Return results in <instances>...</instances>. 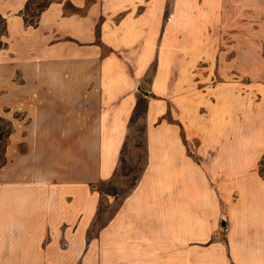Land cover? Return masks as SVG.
I'll use <instances>...</instances> for the list:
<instances>
[{
    "label": "crops",
    "instance_id": "obj_1",
    "mask_svg": "<svg viewBox=\"0 0 264 264\" xmlns=\"http://www.w3.org/2000/svg\"><path fill=\"white\" fill-rule=\"evenodd\" d=\"M28 1L0 0V116L14 125L0 163V264H264V173L241 159L235 184L223 183L166 140L163 63L139 118L146 166L102 212L98 184L121 163L141 90L118 49L148 31L141 5L166 0H52L35 23ZM153 22L165 29L162 10Z\"/></svg>",
    "mask_w": 264,
    "mask_h": 264
},
{
    "label": "rangeland",
    "instance_id": "obj_2",
    "mask_svg": "<svg viewBox=\"0 0 264 264\" xmlns=\"http://www.w3.org/2000/svg\"><path fill=\"white\" fill-rule=\"evenodd\" d=\"M50 1L29 0L24 18L36 21ZM160 10L164 30L154 28ZM141 11L152 20L142 23L148 31L135 39L131 49H118L128 70L138 75L139 109H144L141 99H148L163 63L166 118L171 126L166 140L185 143L186 152L197 160L201 173L218 177L223 183L228 180L235 184L241 159L257 162L256 169L264 173V0H166L158 7L148 1L141 5ZM5 30L6 19L0 16V43ZM120 34L122 40L125 34ZM102 42L105 47L116 46ZM150 47H158L163 53H140ZM12 115L22 120L24 112L17 109ZM131 123L133 134L124 160L112 179L98 184L106 214L110 207L107 194L127 193L146 166L145 124L138 118ZM13 128L12 119L0 116V163L6 161L5 147ZM91 141L94 138L88 136L86 146ZM25 143L21 138L22 150ZM92 160L93 150L86 147V171Z\"/></svg>",
    "mask_w": 264,
    "mask_h": 264
},
{
    "label": "trees",
    "instance_id": "obj_3",
    "mask_svg": "<svg viewBox=\"0 0 264 264\" xmlns=\"http://www.w3.org/2000/svg\"><path fill=\"white\" fill-rule=\"evenodd\" d=\"M26 6H27V5H26ZM25 8H26V7H25ZM23 13H25L24 10H23ZM25 20H26V19H25ZM26 22H29V23H35L36 21H29V20H26ZM141 100H143V101L145 102V107H144L143 110H140V109H139V103H137L136 108H135V111H134V114H133L131 120H134V119H136V118L139 119L140 117H142V116L144 115V113H145V111H146V108H147V100H145V98H142ZM140 137H142V135H140ZM127 144H128V142H126V144H125V146H124L121 161L124 160L123 155H124V152H125V150H126ZM136 145H138L137 142H136ZM138 146H139V145H138ZM146 161H147V155H146ZM144 168H145V167H144ZM144 168H143V170H144ZM117 170H118V169H117ZM116 172H117V171H116ZM142 172H143V171H142ZM140 175H141V174H140ZM140 175L138 176V178L140 177ZM138 178H137V180H138ZM137 180H136V182H137ZM136 182H135V184H136ZM135 184H134V185H135ZM134 185H133V186H134ZM127 192H128V191H127Z\"/></svg>",
    "mask_w": 264,
    "mask_h": 264
},
{
    "label": "water",
    "instance_id": "obj_4",
    "mask_svg": "<svg viewBox=\"0 0 264 264\" xmlns=\"http://www.w3.org/2000/svg\"><path fill=\"white\" fill-rule=\"evenodd\" d=\"M222 224H226V221H225V220H223V221H222Z\"/></svg>",
    "mask_w": 264,
    "mask_h": 264
}]
</instances>
